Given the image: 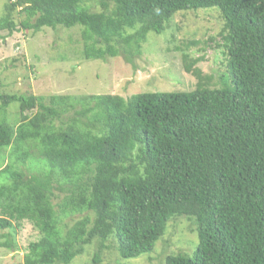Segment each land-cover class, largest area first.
I'll use <instances>...</instances> for the list:
<instances>
[{
	"label": "trees",
	"instance_id": "1",
	"mask_svg": "<svg viewBox=\"0 0 264 264\" xmlns=\"http://www.w3.org/2000/svg\"><path fill=\"white\" fill-rule=\"evenodd\" d=\"M210 7L222 21L219 86L184 50L196 79L187 92L36 96L0 86L10 158L0 167L1 246L14 248L10 233L24 221L39 233L22 264H69L109 239L135 258L181 215L196 225V248L164 264H264V0H6L0 31L80 26L84 59L132 62L176 13Z\"/></svg>",
	"mask_w": 264,
	"mask_h": 264
},
{
	"label": "rangeland",
	"instance_id": "2",
	"mask_svg": "<svg viewBox=\"0 0 264 264\" xmlns=\"http://www.w3.org/2000/svg\"><path fill=\"white\" fill-rule=\"evenodd\" d=\"M4 2L0 0V16ZM16 20L19 23V15ZM80 29L58 26L33 31L18 25L12 33L0 31V86L9 93L36 96L109 93L127 98L143 92H187L195 88L196 79L182 68V50L189 59H198L192 67L210 76L211 87L219 86L220 77L226 76L222 21L215 7L176 13L161 33L147 34L141 54L132 62L121 56L84 59ZM10 107L6 116L13 120L17 109L13 104ZM8 153L9 149L3 154L0 150V167L10 161ZM54 193L57 198L63 195L57 184ZM85 215L74 213L63 218V227H70ZM10 234L15 246H1L5 239L0 238V264H22L28 243L37 240L39 233L24 221L19 231ZM197 242L194 221L184 215L175 216L149 253L123 259L112 239L106 242L108 248L93 240L69 264H164L168 254H191Z\"/></svg>",
	"mask_w": 264,
	"mask_h": 264
}]
</instances>
